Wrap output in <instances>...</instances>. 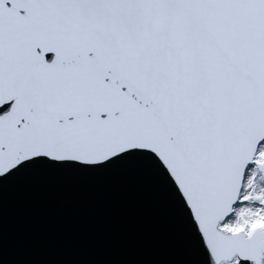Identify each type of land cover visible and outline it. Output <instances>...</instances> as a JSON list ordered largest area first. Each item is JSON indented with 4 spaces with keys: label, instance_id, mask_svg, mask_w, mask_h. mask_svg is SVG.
<instances>
[{
    "label": "snow or ice",
    "instance_id": "obj_1",
    "mask_svg": "<svg viewBox=\"0 0 264 264\" xmlns=\"http://www.w3.org/2000/svg\"><path fill=\"white\" fill-rule=\"evenodd\" d=\"M126 171L180 264H264V0H0V193Z\"/></svg>",
    "mask_w": 264,
    "mask_h": 264
},
{
    "label": "water",
    "instance_id": "obj_2",
    "mask_svg": "<svg viewBox=\"0 0 264 264\" xmlns=\"http://www.w3.org/2000/svg\"><path fill=\"white\" fill-rule=\"evenodd\" d=\"M10 264H180L190 259L162 195L141 173L30 175L0 193Z\"/></svg>",
    "mask_w": 264,
    "mask_h": 264
}]
</instances>
